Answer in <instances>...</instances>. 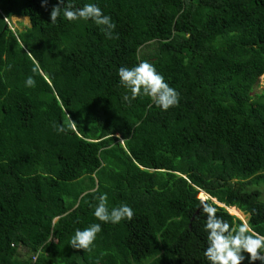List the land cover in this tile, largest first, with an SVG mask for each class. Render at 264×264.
<instances>
[{"label": "trees", "instance_id": "1", "mask_svg": "<svg viewBox=\"0 0 264 264\" xmlns=\"http://www.w3.org/2000/svg\"><path fill=\"white\" fill-rule=\"evenodd\" d=\"M57 3L0 0V264H209L201 192L264 235V0H72L109 15L112 39L92 20L51 23ZM140 60L178 106L123 99L118 68ZM68 114L76 131L60 133ZM103 194L133 219L97 220ZM92 223L93 251L72 248Z\"/></svg>", "mask_w": 264, "mask_h": 264}, {"label": "clouds", "instance_id": "2", "mask_svg": "<svg viewBox=\"0 0 264 264\" xmlns=\"http://www.w3.org/2000/svg\"><path fill=\"white\" fill-rule=\"evenodd\" d=\"M41 4L46 7L47 0H41ZM61 4H64V0H58V3L52 7L51 23L55 24L61 15L68 21L92 20L96 25L102 26L101 31L106 38H113L116 24L109 15L104 14L97 4L87 3L83 7H75L72 0H68L63 8L60 7ZM32 71L33 73L39 71L43 74L38 63H35ZM118 76L121 85L130 92V96L128 94L123 96V99L129 103L143 95L149 97L163 111L179 104L180 93L166 83L163 75L158 73L155 66L147 60H140L132 67L120 66ZM35 83L32 76L25 81L27 87H34ZM57 131L60 133L75 132L76 122L68 114V118L57 128ZM97 199L98 203L94 206L93 216L100 222L117 224L125 219L128 221L133 219L135 213L128 204L122 203L109 209L107 194L100 195ZM197 199L200 200L201 211L206 216L203 230L207 233V247L204 250V257L209 264H243L246 258L244 253L248 254L249 264H254L257 260L264 264V235L255 231L247 220L233 226L218 216L216 206L218 203L215 202V200L218 201L217 199H211L210 196H198ZM210 199L211 202H209ZM101 231V223H92L82 230L77 228L68 244L74 249H83L90 253Z\"/></svg>", "mask_w": 264, "mask_h": 264}, {"label": "rangeland", "instance_id": "3", "mask_svg": "<svg viewBox=\"0 0 264 264\" xmlns=\"http://www.w3.org/2000/svg\"><path fill=\"white\" fill-rule=\"evenodd\" d=\"M27 17H13V19H12V21H11V23H14L13 24V27L15 28V29H20V30H24L27 26H30L31 24H30V19L29 18H27ZM153 43V42H152ZM152 43H150V44H148V45H152ZM154 44H156L155 42H154ZM258 85L256 86V88H255V92H258V93H260L262 90H264V74L260 77V79L258 80ZM263 187V190H264V185H262ZM254 188L256 189L257 188V186H254ZM251 190H253V189H251ZM202 195H204V194H202ZM261 200H263L264 201V199L263 198H261ZM230 210H231V208H230ZM232 211V210H231ZM233 213V212H232ZM235 215V214H234ZM237 216V215H236ZM237 217H239V214H238V216ZM244 220H248V216H246L245 215V219Z\"/></svg>", "mask_w": 264, "mask_h": 264}, {"label": "bare ground", "instance_id": "4", "mask_svg": "<svg viewBox=\"0 0 264 264\" xmlns=\"http://www.w3.org/2000/svg\"><path fill=\"white\" fill-rule=\"evenodd\" d=\"M202 194H204L203 192L201 193V197H203V195ZM205 195V194H204ZM232 210V211H231ZM231 212H233V214H235V215H237L238 216V214H239V217H241V218H243V220L245 219V214L241 211V210H239L238 208H236V207H233V208H231Z\"/></svg>", "mask_w": 264, "mask_h": 264}, {"label": "water", "instance_id": "5", "mask_svg": "<svg viewBox=\"0 0 264 264\" xmlns=\"http://www.w3.org/2000/svg\"><path fill=\"white\" fill-rule=\"evenodd\" d=\"M201 193H202V192H201ZM201 193H200V195H201ZM203 193L205 194V195H203V197H209V196H210V195L207 196V194H206L205 192H203ZM200 195H199V197H200ZM210 198L213 199L212 197H210ZM214 200H215V199H214ZM215 202L218 203L219 206L225 207V208L230 212V208H231V207H228V206H226L225 204L219 203V202L216 201V200H215ZM239 218H241V217H239ZM241 219L243 220V218H241ZM243 221H244V220H243Z\"/></svg>", "mask_w": 264, "mask_h": 264}, {"label": "crops", "instance_id": "6", "mask_svg": "<svg viewBox=\"0 0 264 264\" xmlns=\"http://www.w3.org/2000/svg\"><path fill=\"white\" fill-rule=\"evenodd\" d=\"M231 212V211H230ZM232 213V212H231ZM233 214V213H232Z\"/></svg>", "mask_w": 264, "mask_h": 264}]
</instances>
